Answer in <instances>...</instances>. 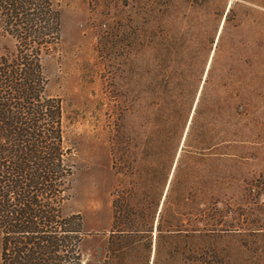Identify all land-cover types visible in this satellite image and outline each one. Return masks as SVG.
I'll return each instance as SVG.
<instances>
[{"label": "rangeland", "instance_id": "rangeland-1", "mask_svg": "<svg viewBox=\"0 0 264 264\" xmlns=\"http://www.w3.org/2000/svg\"><path fill=\"white\" fill-rule=\"evenodd\" d=\"M54 2L86 264H264V0Z\"/></svg>", "mask_w": 264, "mask_h": 264}, {"label": "trees", "instance_id": "trees-1", "mask_svg": "<svg viewBox=\"0 0 264 264\" xmlns=\"http://www.w3.org/2000/svg\"><path fill=\"white\" fill-rule=\"evenodd\" d=\"M0 27L12 40L0 51L1 264H86L83 217L63 211L76 164L62 101L45 93L43 59L62 35L59 7L0 0Z\"/></svg>", "mask_w": 264, "mask_h": 264}]
</instances>
